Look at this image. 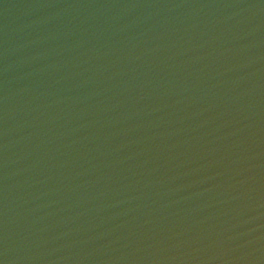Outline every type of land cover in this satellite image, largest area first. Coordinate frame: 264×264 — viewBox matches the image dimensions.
Instances as JSON below:
<instances>
[{"label":"water","instance_id":"water-1","mask_svg":"<svg viewBox=\"0 0 264 264\" xmlns=\"http://www.w3.org/2000/svg\"><path fill=\"white\" fill-rule=\"evenodd\" d=\"M0 264H264V0H0Z\"/></svg>","mask_w":264,"mask_h":264}]
</instances>
